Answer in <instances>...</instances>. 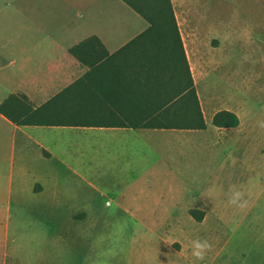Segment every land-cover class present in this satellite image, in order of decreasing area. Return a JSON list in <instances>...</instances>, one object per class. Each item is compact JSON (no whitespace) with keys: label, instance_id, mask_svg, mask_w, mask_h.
Wrapping results in <instances>:
<instances>
[{"label":"crops","instance_id":"obj_1","mask_svg":"<svg viewBox=\"0 0 264 264\" xmlns=\"http://www.w3.org/2000/svg\"><path fill=\"white\" fill-rule=\"evenodd\" d=\"M14 1L20 2L24 10H9ZM120 1L127 6L118 4L120 13L104 5L88 13L86 22L79 23L74 9L83 0H0V4H8L4 9L0 7V105L12 94H23L34 110L41 108L89 73L88 96L103 99V103L90 109L95 114L111 116L104 124L96 125H64L57 120L50 125H20L0 111V245L4 247L0 264H49L50 253L32 256L28 251H19L16 245L11 249L13 201L17 209L30 202L41 210H85L90 202L79 205L75 193L66 191V180V186H74L76 181L83 185L89 198L91 191H97V179L121 187L128 209H176L179 196L175 181L202 179V173H207L201 166L209 161L210 143L203 133L213 129L227 139L236 134L245 136L253 129L251 120L244 124L235 104L224 102L217 109L210 103L207 110L204 106L199 83L230 74L232 80H237L235 77L240 75L224 51L226 45L240 40L241 24H222L217 22L221 14L210 16L198 11L195 5L201 0L171 2L190 83L195 84L206 128L144 125V116L180 114L176 104L170 112L161 107L179 96L188 77L182 60L156 57L159 33L148 32L150 23L124 0ZM74 48L81 49L79 57L73 53ZM6 55L8 58L3 60ZM229 66L232 71L226 72L224 68ZM220 111L236 114L239 125L215 126L213 118ZM208 112L213 126L208 123ZM87 140L98 144L90 143L85 153L81 141ZM162 152L167 163L163 170L151 165L152 154ZM237 154L240 160L239 149ZM86 161L90 165L81 169L79 165H69ZM103 161L124 165L106 178L91 166ZM27 192L30 197L25 200ZM146 197L152 206L145 205ZM184 209L210 208L188 205ZM57 251L53 255L57 264H95L91 255L73 252L70 262L68 253Z\"/></svg>","mask_w":264,"mask_h":264},{"label":"rangeland","instance_id":"obj_2","mask_svg":"<svg viewBox=\"0 0 264 264\" xmlns=\"http://www.w3.org/2000/svg\"><path fill=\"white\" fill-rule=\"evenodd\" d=\"M199 3L195 5L198 11H206L210 16L222 15L217 22L241 24L240 40L226 45L224 51L240 75L235 77L237 80H232L230 74L212 77L206 84L199 83L204 106L207 110L210 103L216 104L217 109L224 102L235 104L244 124L251 120V132L227 139L213 129L203 133L210 143L209 161L201 166L207 173H202V179L175 181L179 196L176 209H128L121 197V187L97 179V191H91L90 199L84 194L83 185L76 181L74 186H66V180V191L75 193L79 205L90 202L85 210H41L30 202L17 209L13 201L11 249L16 245L19 251H28L32 256L38 252L50 253L49 264H57L53 255L58 249L69 254L70 262L75 256L71 253L77 252L93 256L95 264H264V129L258 127V122L264 121V0H201ZM118 4L127 7L120 0H83L74 9V17L84 23L88 13L91 15L104 5L120 13ZM7 6L6 2L0 4L2 9ZM22 7L14 1L9 10L23 11ZM7 58L6 55L3 60ZM230 69L231 66L224 68L226 72ZM207 115L212 125L209 112ZM81 143L85 153L90 143L98 144L90 140ZM238 149L240 160L236 157ZM164 154L153 153L151 165L167 168ZM69 165H79L81 169L90 164L86 161ZM122 165L105 161L91 164L106 178ZM236 190L243 192L248 201L244 210L228 204L231 192ZM29 197L27 192L24 199ZM144 202L152 203L147 197ZM188 205H205L210 209H184ZM197 239L212 244L203 261L191 255L192 242ZM169 240L176 242L165 243ZM1 245L0 255L4 251ZM78 258L81 260L83 256Z\"/></svg>","mask_w":264,"mask_h":264},{"label":"trees","instance_id":"obj_3","mask_svg":"<svg viewBox=\"0 0 264 264\" xmlns=\"http://www.w3.org/2000/svg\"><path fill=\"white\" fill-rule=\"evenodd\" d=\"M149 23L150 30L157 31L156 57L182 60L186 67L187 83L182 86L177 98H172L162 105V110L170 112V107L178 105L180 114H161L144 116L143 124L164 128L204 129L206 122L201 109L194 82L190 83V70L186 54L180 38L171 0H124ZM93 40L100 43L96 38ZM73 53L80 56L81 49L74 48ZM81 59V58H80ZM89 73L78 82L70 85L61 94L50 100L46 105L33 109L23 94L10 95L0 111L20 125H96L104 124L111 116L95 114L90 106L103 103V99L90 97ZM189 79V80H188ZM94 84V83H93ZM181 118V119H180ZM240 123L238 116L229 111H220L213 118L217 127H236Z\"/></svg>","mask_w":264,"mask_h":264},{"label":"clouds","instance_id":"obj_4","mask_svg":"<svg viewBox=\"0 0 264 264\" xmlns=\"http://www.w3.org/2000/svg\"><path fill=\"white\" fill-rule=\"evenodd\" d=\"M258 127L260 129H264V121L258 122ZM228 204L230 206H235L236 208L240 210H244L248 206V201L247 199L244 198V193L236 190L232 191L231 195L229 196L228 199ZM176 241L174 240H169L166 241L165 243L167 244H172L175 243ZM212 249V244L208 240H194L192 242V252L191 255L198 261H203L207 252H209Z\"/></svg>","mask_w":264,"mask_h":264}]
</instances>
